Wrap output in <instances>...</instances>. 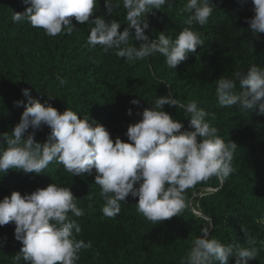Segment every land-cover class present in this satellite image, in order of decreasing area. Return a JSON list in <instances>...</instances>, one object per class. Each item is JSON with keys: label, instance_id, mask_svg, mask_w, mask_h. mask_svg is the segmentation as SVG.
I'll list each match as a JSON object with an SVG mask.
<instances>
[{"label": "trees", "instance_id": "1", "mask_svg": "<svg viewBox=\"0 0 264 264\" xmlns=\"http://www.w3.org/2000/svg\"><path fill=\"white\" fill-rule=\"evenodd\" d=\"M186 3L173 0L171 6L166 4L147 15L149 28L145 32L150 39L160 33L174 39L190 27L204 40L196 53L170 69L158 52L129 62L115 51L106 54L99 45L88 46L91 26L78 23L74 17L77 30L72 35L49 37L27 20L14 22V13L30 7L24 0H0V139L20 122L25 107L14 102L27 104L24 88L60 113L71 108L82 118L95 120L109 130L113 140L120 137L125 142L128 126L142 118L138 113L171 92L182 104L197 100L209 113L218 135L238 146L233 160L235 172L223 185L215 177L197 184L187 191V207L181 215L157 224L137 211L138 197L131 195L121 203L114 219L106 217L95 171L74 177L62 164L53 162L43 174L13 169L0 173V200L13 191L30 194L52 183L71 188L85 212L81 217L69 213L82 228L77 239L92 242L90 249L82 250L77 264H180L205 226L204 216L215 225L210 238L225 245L255 247L258 256L249 264H264V115L235 106L221 107L215 97L216 81L222 76L233 78L235 72L247 71L253 64L264 67V33L257 35L250 30L248 21L255 15L251 0H210L214 11L204 26L188 23L190 14L183 11ZM96 10L95 16L105 14L104 0H98ZM125 15L121 5L112 17L105 18L117 20L123 31L127 27ZM141 43L134 37L129 39L132 46ZM58 77L66 83L61 85ZM236 91H244L238 82ZM132 100H139V105ZM164 110L184 124L182 130L188 128L183 109L165 105ZM50 131L47 126L37 130L36 141L46 142ZM243 226L254 244L248 243ZM22 246L15 239L14 223L0 226V264H12ZM228 264H236V258L230 257Z\"/></svg>", "mask_w": 264, "mask_h": 264}, {"label": "clouds", "instance_id": "2", "mask_svg": "<svg viewBox=\"0 0 264 264\" xmlns=\"http://www.w3.org/2000/svg\"><path fill=\"white\" fill-rule=\"evenodd\" d=\"M98 0H24L23 13L16 12L13 20H23L33 28H42L46 35H72L77 30L72 18L91 26L87 45H99L104 53L110 50L127 61L144 60L157 52L165 57L170 69H176L190 53L204 45L201 33L185 27L174 39L160 33L150 39L147 15L171 6L173 0H104L106 12L95 16ZM254 17L248 23L255 34L264 33V0H251ZM125 10L127 27L112 17L121 8ZM190 14L188 23L204 26L214 8L210 0H187L183 9ZM130 37L141 41L139 47L129 44ZM63 85L66 81L57 78ZM237 82L244 91L237 93ZM161 83H164L161 81ZM27 97L15 101L23 105L20 122L11 134L0 139V173L9 169L25 173L43 174L53 162L76 176L91 175L95 171V184L101 188L104 200L103 214L115 218L121 203L127 197H138L137 211L155 224L180 216L186 209V193L201 182L215 177L221 185L235 172L234 153L237 144L225 142L218 129L208 119L209 113L199 107L197 100L182 104L171 92L158 97L150 108L138 113L142 118L128 126L127 142L120 137L111 138L109 130L95 120L81 117L71 108L63 113L50 103H41L32 97L28 88L22 89ZM215 97L221 107H238L264 115V67L253 64L247 71H237L233 78L222 76L216 81ZM53 96L49 95V99ZM139 105V100H132ZM183 109L188 117V128L164 110V106ZM132 115V110H128ZM50 128L44 143L35 139L37 130ZM32 129L29 132V129ZM25 134L27 138L25 139ZM90 193L87 197H90ZM71 188L55 183L38 188L30 194L13 191L0 200V226L15 224V239L22 248L13 257L12 264H77L82 250L90 249L92 242L77 239L82 231L74 217L85 214L78 206ZM72 214V216L69 215ZM205 226L195 238L180 264H228L230 257L236 264H249L256 259L255 247L243 248L234 243L223 244L210 238L213 220L204 216ZM264 223V221H261ZM248 243L255 240L243 226Z\"/></svg>", "mask_w": 264, "mask_h": 264}]
</instances>
